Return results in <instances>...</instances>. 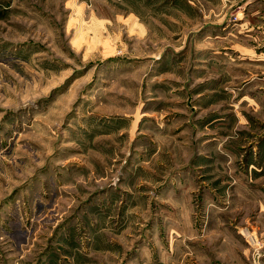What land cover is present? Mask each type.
I'll return each mask as SVG.
<instances>
[{"label":"rangeland","instance_id":"1","mask_svg":"<svg viewBox=\"0 0 264 264\" xmlns=\"http://www.w3.org/2000/svg\"><path fill=\"white\" fill-rule=\"evenodd\" d=\"M247 1L0 0V264H264Z\"/></svg>","mask_w":264,"mask_h":264},{"label":"crops","instance_id":"2","mask_svg":"<svg viewBox=\"0 0 264 264\" xmlns=\"http://www.w3.org/2000/svg\"><path fill=\"white\" fill-rule=\"evenodd\" d=\"M262 1V0H261ZM249 3V0L247 1V3H245V4H248ZM264 4V3H263ZM239 9H242L243 10V7H240ZM245 11V10H244ZM245 16L247 15V13L245 14V13H243ZM243 19V18H242ZM240 20V25H241V27L243 26V27H245V28H242V30L243 31H250V30H254V29H263V23H262V26H261V24L259 23V24H256V23H254V21H251V23H249V22H246V19L244 18L243 20ZM248 20V19H247ZM242 21V22H241ZM249 23V24H248ZM220 25H222V26H224V23H222V24H220ZM235 25V24H234ZM221 26V27H222ZM244 29H247V30H244ZM259 31V30H258ZM263 31V30H262ZM260 32V31H259ZM261 33V32H260ZM257 37H258V43L259 44H257V46H255L254 44H255V42L253 41L252 42V44H253V46H254V48L255 49H258L259 50V53H258V55H257V57L255 58V57H252V58H254V59H256V60H260V61H263L264 62V39H261V37L259 36V33H258V35H257ZM252 41V40H251ZM249 46L250 45H248V48H249ZM251 50H249V51H244V50H240L239 51V56H242V55H250V54H252V52H250ZM250 58H251V56H250ZM263 67V70H264V64L262 65ZM263 70H262V76H264V72H263ZM253 72V71H252ZM256 75H250V77L249 78H252V77H255ZM262 78H264V77H262ZM29 232V233H28ZM29 234H32L31 233V231H27L26 229H24V232H23V238L21 239V241L20 240H18L17 242V247H19L21 244H26V240H27V235H29Z\"/></svg>","mask_w":264,"mask_h":264},{"label":"built area","instance_id":"3","mask_svg":"<svg viewBox=\"0 0 264 264\" xmlns=\"http://www.w3.org/2000/svg\"><path fill=\"white\" fill-rule=\"evenodd\" d=\"M263 1V3H264V0H262ZM263 33H264V27H263Z\"/></svg>","mask_w":264,"mask_h":264}]
</instances>
